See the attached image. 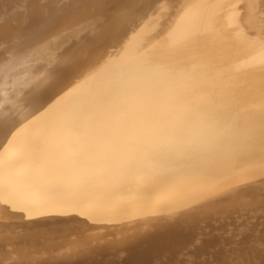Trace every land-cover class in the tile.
<instances>
[{
  "label": "bare ground",
  "instance_id": "1",
  "mask_svg": "<svg viewBox=\"0 0 264 264\" xmlns=\"http://www.w3.org/2000/svg\"><path fill=\"white\" fill-rule=\"evenodd\" d=\"M0 264H264V0H0Z\"/></svg>",
  "mask_w": 264,
  "mask_h": 264
},
{
  "label": "clouds",
  "instance_id": "2",
  "mask_svg": "<svg viewBox=\"0 0 264 264\" xmlns=\"http://www.w3.org/2000/svg\"><path fill=\"white\" fill-rule=\"evenodd\" d=\"M193 131H199V129L198 128H194Z\"/></svg>",
  "mask_w": 264,
  "mask_h": 264
}]
</instances>
